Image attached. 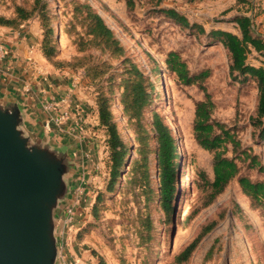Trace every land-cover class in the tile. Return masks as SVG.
<instances>
[{"label":"rangeland","instance_id":"374dc122","mask_svg":"<svg viewBox=\"0 0 264 264\" xmlns=\"http://www.w3.org/2000/svg\"><path fill=\"white\" fill-rule=\"evenodd\" d=\"M48 1L46 14L55 32H62L58 39L60 53L48 61L51 70L48 76H72L85 112L89 110L84 108V103L88 109L93 106L97 109L98 91L103 86L110 95L108 87L112 84L113 113L130 146L138 147L132 126L124 117L122 91L118 88L128 64L124 61L128 59L144 74L151 94V103L143 117L150 151L158 147L153 126V114L158 112L169 126L173 123L172 131L181 153V187L176 209L167 216L157 200L149 201L129 184V167L115 191L107 192L110 153L105 130H95L93 137H87L85 150L84 141L76 143L77 175L73 172L71 177L76 180V193L85 192L80 204L84 220L79 228L73 229L71 237L66 234L69 254L75 260L84 258V264H99V257L107 264H177L176 257L202 234L189 260L183 264H264V204L247 197L239 184L242 177L264 182V171L252 166V157H256L264 168V140L259 137L260 127L255 125L259 91L255 81L230 74L229 51L209 36L217 30L241 35L235 20L243 16L253 18L255 14L253 35L264 39V0H248L253 4L252 12H247L250 5H239L237 0ZM87 4L104 18L121 41L122 58H112L97 46L78 51V33L84 36L87 31L81 12ZM34 6L35 0H0V16L13 18L17 7L30 11ZM77 6L80 7L76 9ZM168 10L187 18L191 27L185 28L170 18L166 14ZM32 20L39 25L37 31L44 32L40 17L36 15ZM66 31L68 35L64 34ZM171 53L180 56L191 75L209 73L203 85L214 103L212 122L222 124L239 143L236 148L229 142L220 150L223 157L235 160L240 170L215 198L210 184L214 181L216 153L204 149L195 132L196 105L205 99V92L198 84H183L168 68L166 61ZM88 55V62H106L105 79L111 74L115 79L92 82L86 77L76 58ZM248 63L264 67V56L253 51L248 55ZM216 133L221 131L216 129ZM137 156L132 150L131 157ZM151 160L156 189L154 154ZM96 165L100 168L96 169ZM99 196L102 197L98 202ZM180 210L185 211L187 220L180 219ZM63 256H60L61 264Z\"/></svg>","mask_w":264,"mask_h":264},{"label":"trees","instance_id":"16d2710c","mask_svg":"<svg viewBox=\"0 0 264 264\" xmlns=\"http://www.w3.org/2000/svg\"><path fill=\"white\" fill-rule=\"evenodd\" d=\"M237 1L239 5H250L247 12L253 11V4H249L248 0ZM48 6V0H35V6L30 11L17 7L13 18L0 16V26L18 28L36 15L40 17L44 29L41 51L43 56L48 61H51L60 53L59 41L62 37V32H55L50 16L46 14ZM78 7L80 6H77L76 9ZM83 8L84 10L81 11L83 13L82 21L87 31L84 32V36L78 33L80 37L78 51L85 52L93 46H97L101 47L104 52H108L112 58H122L124 56V47L115 32L91 6L87 4ZM166 14L183 27H191L187 18L178 12L168 10ZM255 17L256 15L254 14L253 18L251 16H243L235 20L241 35L217 30L211 32L209 36L211 39L217 40L229 51L232 62L230 74L232 76L238 74L244 80L251 79L257 83L259 94L255 125L260 127L259 137L264 140V67L248 63V55L253 51L264 56V39L253 35ZM64 34L68 35L67 31ZM88 59L89 55L76 58V62L78 67L84 68L85 76L92 82L98 80L111 82L115 79L113 74H111L110 78L105 79L108 74L106 62H88ZM125 63L128 64L122 74L123 78L118 84V88L122 91L120 101L123 106L124 117L127 123L132 126L131 129L136 135L135 142L138 147L130 146V142L124 137L113 113V96L111 95L113 93V85L111 84L108 87L110 95L104 91L102 86L100 92L98 91L96 101L99 128L105 130L106 144L110 153L107 164L109 171L107 192L112 193L115 191L117 185L125 177V172L129 167V184H132L135 189L137 188L142 194L146 195L149 201L157 200L168 216L176 209V198L181 187L182 176L179 159L181 153L178 152V139L174 136L171 125L167 124L164 117L158 112H154L153 126L158 147L156 151H150L148 136L145 134L146 130L143 126V117L145 109L151 103V94L147 88L146 78L138 66L128 61V59L124 61ZM166 63L168 68L178 76L183 84L188 86L198 84L199 88L205 92V99L196 105L195 132L201 146L208 151L216 153L213 166L214 181L210 184V188L213 191L212 198H215L225 191L229 183L238 176L240 170L237 162L223 157V153L220 150L229 142L233 143L236 148L239 147V143L236 142L222 124L212 122L214 103L203 85V81L208 77L209 73L203 72L198 75H191L187 64L176 53H171ZM216 129L220 130L221 133H216ZM132 150L137 153V157H131ZM151 154L155 156L156 189L153 187L154 177L151 170ZM252 166L259 168L261 172L264 171L263 166L256 157H252ZM239 184L247 197H250L258 204H264L263 181L254 182L248 177H242L239 179ZM101 197H98V202ZM96 209L97 207H95ZM185 220L187 219L185 218ZM201 237L202 234L176 257L177 264H183L189 260ZM98 259L99 264H107L104 258L99 257Z\"/></svg>","mask_w":264,"mask_h":264},{"label":"water","instance_id":"95a60500","mask_svg":"<svg viewBox=\"0 0 264 264\" xmlns=\"http://www.w3.org/2000/svg\"><path fill=\"white\" fill-rule=\"evenodd\" d=\"M52 141L25 130L20 104L0 103V264H61L76 144Z\"/></svg>","mask_w":264,"mask_h":264},{"label":"crops","instance_id":"0c3cea01","mask_svg":"<svg viewBox=\"0 0 264 264\" xmlns=\"http://www.w3.org/2000/svg\"><path fill=\"white\" fill-rule=\"evenodd\" d=\"M37 27L39 28V25L35 20L28 21L17 29L0 26V44L5 45L9 53L7 58L0 62V103L20 104L24 113V128L29 134L35 135L36 138L48 140L52 144H55L52 141L53 139L56 142L68 143V141H72L76 144L79 142L76 139L84 135L85 150L88 147L85 139L93 137L95 130L100 129L98 111L95 106L88 109V106L84 103V108L90 112L82 110L84 112L82 130L77 131L74 129L76 123L75 112L77 113L78 108H82V104L79 103L81 96L72 76L68 78L60 74L55 77L48 76L51 70L48 67V60L41 51L43 32L37 31ZM64 97L71 98V103L66 106L72 112L71 118L61 125L54 124L51 129H48L47 125L51 122L52 116L59 115V111L58 113L48 112L44 109V104L50 99L60 101ZM98 146L99 143L96 144L95 148ZM68 149L69 147L66 148V146L63 148L64 151L70 152ZM76 152L79 153L78 150ZM76 152L74 153L75 156ZM93 155L96 159L95 151ZM99 168L100 166L96 165V169ZM83 218L84 215L80 208L76 228H79L82 224ZM73 231H63L61 245V256L64 254L63 264H84V258L79 260L78 257L75 260L69 254L71 249L68 247V236L71 237ZM64 235L67 236L65 240Z\"/></svg>","mask_w":264,"mask_h":264},{"label":"built area","instance_id":"2783aa9c","mask_svg":"<svg viewBox=\"0 0 264 264\" xmlns=\"http://www.w3.org/2000/svg\"><path fill=\"white\" fill-rule=\"evenodd\" d=\"M8 49L5 45L0 44V62L4 61L8 56ZM71 103V98L64 97L60 101H54L53 99L48 100L44 104V109L48 112H57L59 111V115L52 116L51 122L47 125L48 129L52 128V125H61L65 121L69 120L71 118V110L69 108H66L67 105ZM80 107V106H79ZM77 108V107H76ZM84 111V110H83ZM81 108H78L77 113L75 112V128L77 131L82 130V123L84 121V112ZM79 142L84 141V135H81V137H78ZM80 194H77L76 201L69 206L65 211V223H64V229L67 231H73V229L76 228V225L78 223V218L80 214V207L82 202V195H84V191H79Z\"/></svg>","mask_w":264,"mask_h":264},{"label":"bare ground","instance_id":"6f19581e","mask_svg":"<svg viewBox=\"0 0 264 264\" xmlns=\"http://www.w3.org/2000/svg\"><path fill=\"white\" fill-rule=\"evenodd\" d=\"M170 124H171L172 127L174 126L172 122ZM179 213H180V219L182 218V220H185V211L184 210H180ZM179 228L180 227H177L178 230H179Z\"/></svg>","mask_w":264,"mask_h":264}]
</instances>
